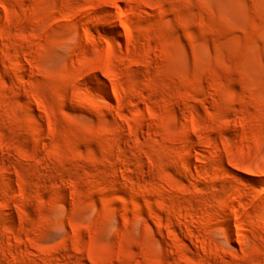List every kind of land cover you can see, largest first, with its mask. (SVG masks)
Wrapping results in <instances>:
<instances>
[{"label":"rangeland","instance_id":"obj_1","mask_svg":"<svg viewBox=\"0 0 264 264\" xmlns=\"http://www.w3.org/2000/svg\"><path fill=\"white\" fill-rule=\"evenodd\" d=\"M0 264H264V0H0Z\"/></svg>","mask_w":264,"mask_h":264}]
</instances>
